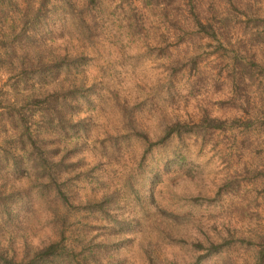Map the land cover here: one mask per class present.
I'll return each mask as SVG.
<instances>
[{
  "label": "trees",
  "instance_id": "trees-1",
  "mask_svg": "<svg viewBox=\"0 0 264 264\" xmlns=\"http://www.w3.org/2000/svg\"><path fill=\"white\" fill-rule=\"evenodd\" d=\"M218 1L222 7L217 6ZM16 2L0 0V64L16 72L10 89L0 88V95L4 98L11 95L12 102L2 104L0 98V106L7 110L11 122L14 118L18 120L15 148L20 153L7 148L3 158L11 169L25 176V184H32L39 197L44 196L38 202L44 204V218L52 225L46 241L29 245L22 234L19 253L12 246L14 236L22 229L16 235H9L7 245H0V264H264V232L249 227L255 226L258 203L264 213V164L252 165L242 160L243 150L237 153L240 147H235L233 153L222 154L219 162L224 166L226 162L229 166L235 163L242 171L232 168L231 173L221 172L212 185L191 190L185 182L177 185L173 176L165 177L163 189H159L157 159L144 162L145 156L155 150L170 155L173 160L187 158L186 153L168 154L162 150L173 140H193L198 147H204L209 143L219 144V140L212 139L235 130L232 137L240 133L238 144L242 145L258 119L262 118L259 123H264V37L257 32L245 36V31L238 37L232 36L238 31L237 13L245 17L244 24L256 20L244 8L239 10L240 5H249L250 0H184L186 13L182 19L163 7L159 13L161 22L168 23L167 31L171 32L174 44L179 45L185 35L191 34L190 43L196 38L212 47L208 54L220 58L216 72L225 70L221 81L225 86L217 87L215 80L210 85L216 90L225 88L228 98L218 103H229L234 114H217L204 108L193 121L177 115L165 118L158 112L159 129L154 130L142 121L145 113L141 106L135 110L132 103H118L112 95L121 108L120 126L101 139L96 148L100 156L91 151L86 156L80 151V139L86 134L87 126L83 116L74 114L81 104L79 100L92 103L88 92L97 85L86 76L85 67L93 57L83 44L90 43L93 48L103 46L107 34L96 17L106 15L103 0H34L29 8L17 10L20 25H9L2 34V18ZM128 3L131 5L129 0ZM139 16L132 6L122 11L121 21L128 36L143 44L132 57H139L141 50L156 54L165 49L166 39L160 32L150 33L149 29L142 32ZM241 34L249 41L255 38L256 45H250L254 48L246 46ZM54 40L63 47L48 44ZM111 55V48L106 46L104 57ZM114 57L115 61L121 57L117 49ZM177 60L178 67L172 66V61L162 63L170 83L174 71L185 68L188 74L196 73L198 62L194 54ZM254 80L259 88L257 111H252L255 95L248 89ZM68 137L72 139L66 141ZM131 142L133 151H137L136 175L130 171L123 173V186L134 199L133 213L119 217L111 211L117 202L114 189L104 186L108 183L107 174L95 169L105 156L106 162L108 156L117 162V154L133 147ZM74 157L77 158L73 160ZM167 163L168 158L164 168ZM85 183L97 186H89L85 191ZM27 185L13 193L0 190V212H5L7 219L14 214L7 199L15 197L19 209L29 204L34 193H28ZM177 186L180 189L176 190ZM46 196H50L49 201ZM176 198L183 203L174 210L170 205ZM69 207H76L80 217L84 212L89 215L77 217V229L68 226ZM261 219L264 220V215ZM23 229H28L26 222ZM164 244L184 247L185 253L179 261L174 255L168 258L162 250ZM131 245L136 258L126 256Z\"/></svg>",
  "mask_w": 264,
  "mask_h": 264
},
{
  "label": "rangeland",
  "instance_id": "rangeland-1",
  "mask_svg": "<svg viewBox=\"0 0 264 264\" xmlns=\"http://www.w3.org/2000/svg\"><path fill=\"white\" fill-rule=\"evenodd\" d=\"M129 1L131 5H129L128 0H103L106 15L102 18L98 14L96 16L98 23L104 29L103 32L107 34L106 38H104L103 46L98 45V47L93 48L90 43L83 44L88 53H90L89 56L93 57L85 67L86 76L89 81L93 80L97 83L94 89L88 92V98L92 99V103L84 100L82 102V99L79 100L81 104L74 114L85 118L87 130L86 134L81 136L80 151L84 152L86 156L87 151L100 156V152L96 148L101 139L107 133H112L119 129L121 113L119 110L121 108L115 103L112 95H115L118 103H132L136 107L135 110H137L138 106H141L145 114L142 118L140 116V118L154 130L159 129L158 112H162L165 118L177 115L182 119L193 121L197 120L201 109L204 108L210 112L224 115L234 114L235 112L233 109H230L229 103H218L226 97L228 98L225 88L224 91L219 88L216 90L215 86L210 85L215 80L217 87L225 86L221 84L225 70H222L221 73L216 72V65L220 58H214V54H208L212 50V47L204 44V40L198 41L196 38L193 43H190L189 37H192L191 34L185 35L187 37L179 45H176V43L174 44L171 32L167 31L168 23L161 22L162 16L159 13L162 7L177 19H182L184 13H186L184 3L182 2L184 0ZM33 3L34 0H17L7 15L2 18L3 30H1V33H6L9 25H20L16 13L25 7L29 8ZM130 6L134 7L138 15H140V28H142V32L144 33L148 29L150 33H152V30H155L156 34L160 32L166 39L165 49L161 48L156 54L152 50H141L139 57H132L134 52L138 51V48L142 47L143 44L128 36L126 27L121 21L122 11L128 10ZM217 6L222 7L219 1L217 2ZM239 7V10L243 8L247 10L250 16L255 15L256 20L244 24L245 17L241 13H237L238 10L233 9V13L239 15L240 21L236 23L238 31L236 30L232 36L238 37L241 31H245L246 33L243 34L245 36L257 32L258 36L262 35L264 37V0H250L249 5H240ZM118 19L120 20L118 21ZM243 35L241 34L240 37L245 40L247 47L252 45V43L256 45L255 38H251L249 41L243 38ZM210 43L213 44L212 41ZM48 44L63 47V44L57 40L53 42L48 41ZM106 46L111 48L112 55L110 57H104ZM250 47L254 48V46ZM116 49L121 55L117 61L114 60ZM193 54L196 56L198 62L196 73L188 74L189 72L185 68L179 72L174 71V75L170 77L171 83L168 82V71L166 69L163 70L162 63L172 61V66L178 67L180 61L177 59L183 60ZM15 74V70H10L3 63L0 64V88H2V91L10 89L11 84L16 78ZM197 74L200 75L196 77ZM248 89L255 95V98L252 99V111H257L255 110L258 107H255V105L259 103L257 80L251 81ZM0 98L2 104L12 102L11 95L6 96V98H4V95H0ZM6 112L7 110L4 106H0V190L4 189L5 192L9 191V193H13L18 190L22 191L27 184H25V176L11 169L8 166V162L3 158L6 155L4 149L7 148H12L16 153H20V150L15 148L17 145L16 137L19 135L18 131H16L18 127L16 126L15 128L18 120L14 118L11 122L9 114ZM9 112L13 113V110L9 109ZM262 120V118L258 119V122L255 123L256 127L248 133L249 139L243 141L242 145L238 144L241 137L240 133H236L234 139L232 137L235 130L231 132L226 131L217 138L214 137L212 139L213 142L219 140V144L209 143L204 147H198L197 144H194L193 140L186 139L184 142L173 140L170 143H166V146L162 150L168 154L174 151L186 153L188 154L187 158L182 157L180 160H173L170 155L167 156V154H163L162 152L157 153L155 150L152 155L148 153L145 156L146 160L144 162H150L151 158L157 159L155 165L159 171H157L159 183L156 186L159 189H163L162 182L165 177L173 176L177 179V185L185 182L189 189L198 190L203 188V186L212 185L218 180L221 172L231 173L234 168L242 171L241 166L235 165V163H232L234 166H229V163L226 162L224 166L222 161L221 163L219 162L222 154L226 152L233 153L235 147H240V150H236L237 153L243 150L241 154L242 160H248L252 165L257 164L262 166L264 164V123H259ZM69 139L72 138L68 137L65 140L68 141ZM131 143L133 147L126 148L117 154V162H115L113 157L109 156L106 162L105 156L102 158V161L98 164L96 163L97 167L95 169V172L103 171L107 174L106 180L108 183L104 184V186L114 189L113 196L117 202L111 211L119 217L129 216L133 213L131 210L133 209L134 199L129 194V190L123 186L125 176L123 173H129L128 171H130L134 176L136 175L134 164L137 161V151H133L134 144L133 142ZM76 158L74 157L73 160ZM167 158L168 166L164 168L163 163ZM239 178L243 179L241 176ZM31 185L30 183L27 185V191L30 195L34 193L36 197L33 194L32 198L30 197L29 199V204H24V208L19 209L18 204L15 202L16 198L13 197L12 199H7V201H11L9 204H11L14 214L11 213L7 219L5 212H0V245H7V237L13 233L16 235L18 230L22 229L26 231L22 233L21 230L18 235L14 236V245L12 247L16 253L21 251L20 240L22 234L27 237L26 241L29 245L38 241H46V238L51 234L50 228L52 224L44 218V204L38 202L39 198L43 199L44 196L39 197L35 193L36 189ZM89 186L95 187L97 185L95 183H85L84 190L88 191ZM178 189H180L179 186H177L176 190ZM45 199L49 201L50 196H46ZM159 201L161 202V200ZM182 203L183 200L176 198V202L170 205V208L180 209L177 206H182ZM259 207L261 206L258 203L257 209L259 215L256 217L255 226L251 225L249 227H256V229H260L257 231L264 232V220L261 219L264 213L259 210ZM78 213L79 210L76 207H69L67 215L70 223L68 226L72 229H77L76 227L79 226L77 224L79 223L77 217L83 218L87 215L84 212L83 216L80 217ZM24 222H26L28 229H23ZM95 231L94 229L93 233ZM127 243L129 244V242ZM128 250L126 256L136 258V250L132 245L128 247ZM162 250L168 255V258H170L169 255H174L178 261L180 260V256L185 253L183 252L184 247L170 244L162 245Z\"/></svg>",
  "mask_w": 264,
  "mask_h": 264
}]
</instances>
